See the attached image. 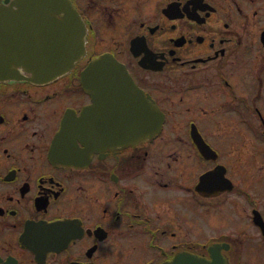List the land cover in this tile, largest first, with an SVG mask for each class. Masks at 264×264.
<instances>
[{
    "label": "flooded vegetation",
    "instance_id": "flooded-vegetation-1",
    "mask_svg": "<svg viewBox=\"0 0 264 264\" xmlns=\"http://www.w3.org/2000/svg\"><path fill=\"white\" fill-rule=\"evenodd\" d=\"M70 1L73 69L0 82V264H264V0ZM101 57L163 113L154 136L114 143L133 115L84 89Z\"/></svg>",
    "mask_w": 264,
    "mask_h": 264
},
{
    "label": "water",
    "instance_id": "water-1",
    "mask_svg": "<svg viewBox=\"0 0 264 264\" xmlns=\"http://www.w3.org/2000/svg\"><path fill=\"white\" fill-rule=\"evenodd\" d=\"M84 37V24L69 0L0 3V81L26 80L40 84L67 73L84 54ZM95 70L109 72L105 77L96 75ZM83 76L88 78L84 86L88 93L92 91L91 82L104 77L108 94L124 107L129 104L128 115L133 116L117 127L114 143L141 141L159 131L162 113L136 90L123 67L101 57L89 65ZM132 102L138 106H130ZM64 126L66 130L73 128L66 121Z\"/></svg>",
    "mask_w": 264,
    "mask_h": 264
}]
</instances>
